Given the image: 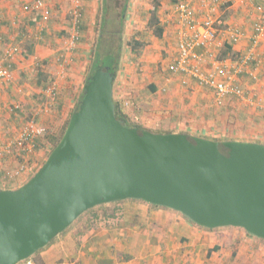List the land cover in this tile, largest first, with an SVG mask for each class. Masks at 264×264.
I'll list each match as a JSON object with an SVG mask.
<instances>
[{
    "label": "crops",
    "instance_id": "0c3cea01",
    "mask_svg": "<svg viewBox=\"0 0 264 264\" xmlns=\"http://www.w3.org/2000/svg\"><path fill=\"white\" fill-rule=\"evenodd\" d=\"M37 1L0 0V39L4 46L20 48L11 61L12 79L0 90V122L2 118L8 121L26 119L27 114L34 116L43 102V91L53 82L58 85L56 109L62 117L73 108L85 85L84 67L80 68L78 59L65 69L57 62L61 54L68 63L73 60V51L65 48L73 0H40L49 14L47 21H42V12L34 8ZM173 2L161 1L159 5L158 14H162L159 18L165 23L161 41L154 45L160 49L159 53L144 51L137 70L128 64L119 68L113 83V101L145 130L164 128L165 133L189 134L212 141L264 144L263 44L256 48V62L234 75V67L251 45L252 26L259 16L251 2L264 8V1L245 0L241 4L240 0H221L218 7L210 0H179L190 5L198 24L208 15L216 23L223 19L216 43L194 49L203 72H210L216 60L234 75L235 84L244 91L243 98L231 96L222 105L215 102L209 88L199 85L190 75L170 71L178 57L181 35L194 32V28L181 23ZM96 3L94 0L91 6ZM231 28L240 30L244 36L231 44L235 58L219 59L224 44H230ZM161 49L166 56L161 57ZM12 105H19L21 111L11 113ZM8 125L7 130L13 133L21 128ZM1 128L0 143L6 140ZM23 182L7 185L19 187ZM116 209L114 218H100L88 226L79 223L74 229L68 228L22 264H172L176 256L171 248L181 249L188 246L191 236L206 234L180 213L141 200L119 201Z\"/></svg>",
    "mask_w": 264,
    "mask_h": 264
},
{
    "label": "water",
    "instance_id": "95a60500",
    "mask_svg": "<svg viewBox=\"0 0 264 264\" xmlns=\"http://www.w3.org/2000/svg\"><path fill=\"white\" fill-rule=\"evenodd\" d=\"M115 77L99 67L43 165L17 189H0V264L26 261L87 211L128 199L264 241V144L126 127Z\"/></svg>",
    "mask_w": 264,
    "mask_h": 264
},
{
    "label": "rangeland",
    "instance_id": "374dc122",
    "mask_svg": "<svg viewBox=\"0 0 264 264\" xmlns=\"http://www.w3.org/2000/svg\"><path fill=\"white\" fill-rule=\"evenodd\" d=\"M81 4L83 11V19L81 22V34L77 47L73 49V55H71V60L69 65L72 66L74 62H80V68L84 67V76L88 74V61L91 56V52L94 49V46L99 38L98 30L99 23L101 24L102 18L104 17L105 22V31L113 32L116 37L112 39H107L108 37L104 36L100 48L102 55H114L118 57V67L122 69L124 64H128L133 69L139 67L141 64V59L143 58L144 51H148V54H151L153 50L155 53H159L157 47H154L155 44H159L161 39L156 38L152 33V30L147 26V20L149 17V11L153 6V0H96V4L91 6V2L94 0H78ZM105 1V3H104ZM166 4V0H159L160 2ZM168 2H173V0H168ZM174 3V2H173ZM85 4V5H83ZM46 7V6H45ZM124 11V18H121L122 9ZM160 11V9H159ZM104 13V14H103ZM49 15V14H48ZM158 16H162L161 13ZM49 19V18H48ZM121 20V21H120ZM68 22V19H67ZM162 23L165 25L164 21ZM122 24V25H121ZM86 25V27H84ZM88 27V28H87ZM88 29V30H87ZM113 35V34H112ZM68 37L69 33L66 32L65 39V48L68 50ZM132 38H135L138 41L144 42V45L137 53H133L131 48L127 45ZM120 44V45H118ZM82 45L83 47L79 48ZM150 47V48H149ZM149 48V49H148ZM119 49V50H118ZM157 51V52H156ZM162 56H166L165 51L161 49ZM159 55L157 56L158 60ZM153 60V63L156 62ZM68 65V66H69ZM127 66V65H126ZM139 70V69H138ZM85 78V77H84ZM23 81V80H22ZM81 86V84H80ZM79 86V89H80ZM47 88V87H46ZM81 91V89H80ZM59 99V98H58ZM44 102V98H43ZM37 107V110L43 109L44 103ZM76 102V101H75ZM128 104V103H127ZM126 105V104H125ZM57 105L49 113H44V116L37 118V122L40 121V124L45 129V133L39 139V143L43 142L46 144V139L48 136L47 127L49 122H53L59 113L56 109ZM74 107V106H73ZM128 107V106H126ZM73 108L70 111H65L61 117V123L64 122L68 116L72 113ZM23 112V110H22ZM25 113V112H24ZM33 113V112H32ZM30 114V113H29ZM26 114H24L25 116ZM26 119H16V120H4L2 118L0 122L1 130L3 132V138L7 142L14 135L18 134V131L25 124L26 120L30 119L32 115H26ZM132 119L137 124H140L137 120ZM11 123V124H10ZM9 124V125H8ZM15 126L17 130L15 133L8 131L6 126ZM141 125V124H140ZM155 134H165L164 128L158 130H147ZM177 134V133H176ZM198 137V136H197ZM2 143V142H1ZM48 147H43L40 150L42 155L38 156L39 151H35L31 160L34 162L30 167L31 173H35L41 166L42 163L47 158ZM16 153V150H15ZM17 156L13 159H6V162L1 161L3 168L13 169L16 166ZM31 162V163H32ZM29 179V178H28ZM27 179V180H28ZM27 180H24L25 183ZM22 180L13 182L14 184H20ZM12 184V183H8ZM101 208H93L91 211H87L81 215L70 227L69 229H74L77 224H84L83 226L90 225V222L93 219V216L97 213L102 215ZM94 223V222H93ZM92 223V224H93ZM78 227V225H77ZM68 229V230H69ZM67 231V230H66ZM65 231V232H66ZM205 235L202 237L191 236L189 243L183 246L181 249H176V247L171 248L176 259L172 264H264V241L253 236H248L246 232L241 228L234 227H224L217 229L204 230ZM215 246H219L218 251H211ZM176 250V252H174ZM168 264V263H166Z\"/></svg>",
    "mask_w": 264,
    "mask_h": 264
},
{
    "label": "built area",
    "instance_id": "2783aa9c",
    "mask_svg": "<svg viewBox=\"0 0 264 264\" xmlns=\"http://www.w3.org/2000/svg\"><path fill=\"white\" fill-rule=\"evenodd\" d=\"M210 2L212 5L221 6V0H210ZM240 3H245V0H240ZM251 3L258 11L259 16L252 26L251 45L247 53L241 57L238 65L234 67V75L241 73L256 62V48L260 44L264 45V8L260 4ZM34 8L42 12V21L48 20L49 15L42 1H37ZM175 10L181 23L186 27L194 28V32L191 35H181L178 43V57L176 62L170 67V71L190 75L199 85L209 88L213 92L215 102L218 105H222L224 100L231 96L243 98L245 93L235 84L234 75L227 72L220 62L215 60L211 71L205 73L200 69V59L194 53L196 47H210L216 43L219 30L216 28L214 18L208 15L203 22L198 24L193 18L190 5L186 2L177 3ZM82 19L81 4L78 0H73V5L68 13L69 52H72L79 42ZM228 34L230 44L237 43L244 36V33L240 30L232 28L228 31ZM19 53L20 48L17 45L4 46V42L0 39V90L4 84L11 81V61ZM57 62L61 69H65L69 64L67 58L62 54L58 56ZM249 74L253 76L252 73ZM43 95L45 102H43V109L37 110L34 116L26 120L18 134L7 142L0 143V182L3 184L27 180L32 174L30 166L34 163L32 162L34 160H31V157L37 149L40 137L45 133L44 127L37 122V118L44 116V113H49L56 105L59 98L57 83L53 82L48 86L43 91ZM126 105L128 104L126 103ZM9 109L11 113L21 111L19 105H12ZM262 109L264 111V105ZM16 156L17 162L13 169L2 167L1 161L4 160L6 162V159H13Z\"/></svg>",
    "mask_w": 264,
    "mask_h": 264
},
{
    "label": "trees",
    "instance_id": "16d2710c",
    "mask_svg": "<svg viewBox=\"0 0 264 264\" xmlns=\"http://www.w3.org/2000/svg\"><path fill=\"white\" fill-rule=\"evenodd\" d=\"M127 2H128V0H126V3ZM153 2H154L153 6H152L151 10L149 11V17H148V20H147V26H148L149 29L152 30V33L154 34V36L156 38L160 39L163 36V33H164V24L162 23V21L160 20V18L158 16L159 0H153ZM104 3H105V1H104ZM175 3L176 4L179 3V0H175ZM125 9L124 8L122 9L121 18H124ZM102 19L103 20L101 21V24L99 23V30L97 31L98 35H99V38H98V40H97V42H96V44L94 46V49L91 52V56H90L89 61H88V65H87L88 66V74L84 78V84H86L88 82V80L91 78L93 73L99 67H108L110 69L111 74H115V75L117 74V71L119 70L118 57H115L114 55H110V54L109 55H102L101 52H100V48H101V44H102L101 42H102L104 36L108 37L107 39H112L113 37L117 36L113 32H110V31L106 33V31H105L106 25H105V22H104V17ZM222 24H223V19H221V20L218 19V21L216 23V28L217 29L220 28V26H222ZM118 45H120V44H118ZM127 45L131 48V51L133 53L134 52L137 53V51H139V49H141L146 44H144V42L136 40L135 38H132L131 41L127 43ZM137 54H140V53H137ZM228 57L235 58V53L233 52L231 44L225 43L224 46H223L222 51H220V54H219L218 58L219 59H224V58H228ZM83 96H84V91L82 90L81 94L77 97L76 102L74 103V107H73L72 113L75 112L76 109L78 108ZM114 105H115V115H116V118H117L118 121H120L123 125H125L126 127H129V128H142V126L140 124L135 123L134 121H132V119H130L128 117L127 114L122 112L116 102H114ZM72 113L70 114V116L72 115ZM70 116H68L67 119L64 122H62V123L60 121L61 120L60 114L56 115V117H53V119H55V120L53 122L52 121L49 122L48 127H47L48 136H47V139H46V144H43V142L39 143L38 146H37V149H36L37 151H40V149L43 148V147H48L49 150L47 152V157L49 156L51 151L56 147V145L61 140V138H62V136H63V134H64V132L66 130V127L68 125V121H69ZM213 141L220 142V140H215V139H213ZM42 165H43V163L40 166H42ZM33 175H34V173H32L30 175L29 179ZM23 184L24 183H22V185ZM0 187L4 188L5 190H14V189L18 188V187H15L13 185L9 186V185H7V183L3 184L1 182H0ZM118 202L108 203V204H105V205H100V206L95 207V208H101L102 209L101 210L102 211V215L101 214L98 215L96 213L93 216V219L90 222L93 223L95 221H99L100 218H105V219L114 218L116 213H117L116 204ZM156 207H160V206H156ZM161 208H164V207H161ZM165 209H167V208H165ZM89 211H91V210H89ZM183 217L186 218L185 216H183ZM186 219L188 221H190L188 218H186ZM190 222L192 224H194L192 221H190ZM199 228L204 229V230H210V229H206V228H203V227H199ZM246 234L248 236L253 237L252 235H250L248 233H246ZM219 249H220L219 246H215L211 251L215 252V251H218ZM19 264H22V263H19Z\"/></svg>",
    "mask_w": 264,
    "mask_h": 264
}]
</instances>
